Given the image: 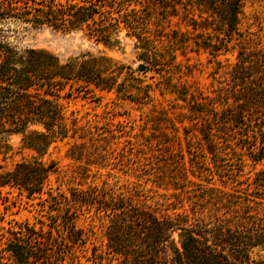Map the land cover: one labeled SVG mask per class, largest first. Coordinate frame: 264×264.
<instances>
[{
	"label": "trees",
	"instance_id": "16d2710c",
	"mask_svg": "<svg viewBox=\"0 0 264 264\" xmlns=\"http://www.w3.org/2000/svg\"><path fill=\"white\" fill-rule=\"evenodd\" d=\"M245 2L0 0V169L2 162L21 156L13 168L0 172V190L49 196L42 203L49 223L9 229L0 264H78L89 251L95 220L104 226L107 241L106 252L92 249L98 264H254V252L264 249V167L257 168L264 163V44L263 37L243 29ZM173 18H182L194 32L213 31L198 33L193 42L196 52L208 53L217 64L214 97L173 83L180 66L176 52L188 43L179 31L167 32ZM8 21L83 32L109 48L121 46L124 23L137 39L143 74H160L168 83L159 88L185 102L188 113L180 123L188 120L194 131H187L189 158L182 147L175 153L170 141L155 136L131 137L119 152L112 146L120 143L102 144L96 150V171L79 168V183L69 188L70 195L53 194L50 179L58 168L43 158L70 132L63 108L50 98L53 93L78 82L101 90L117 88L143 103L151 99V87H137L138 95H128L131 86L118 84L121 67L103 54L86 53L63 64L46 50L19 49L7 40L2 24ZM166 40L169 47L159 48ZM237 48L236 63L219 59ZM79 130L84 131L74 121L73 131ZM13 136L21 138L18 151ZM25 152L32 154L29 159ZM117 162L124 181L112 173ZM171 190L177 194H168ZM156 195L165 203H154ZM82 218L90 219L89 229L79 227Z\"/></svg>",
	"mask_w": 264,
	"mask_h": 264
},
{
	"label": "rangeland",
	"instance_id": "374dc122",
	"mask_svg": "<svg viewBox=\"0 0 264 264\" xmlns=\"http://www.w3.org/2000/svg\"><path fill=\"white\" fill-rule=\"evenodd\" d=\"M137 7L141 8V6ZM152 8H150V11ZM142 12L146 14V11ZM145 14L141 15L144 17ZM114 17L117 18L118 15L115 13ZM198 20L201 23V20ZM2 27L6 31L7 40L19 49L46 50L58 57L63 64L76 60L86 53H91L94 56L103 54L112 58L115 64L121 67L118 84L125 83L131 86L128 95H138L137 87L146 85L151 87V99H145L143 103L134 102L130 97H126L124 93L118 92L117 88L112 91L101 90L92 85L88 87L78 82L67 83L53 93L50 98L56 100L63 108L66 123L70 129L69 136L54 143L43 158L44 162L48 164L55 163L58 168V174L53 175L50 179L49 188H52L53 194L62 192L70 195L69 188L75 187L79 183V179H77L79 168L88 166L93 171L92 174L96 171L95 163H100L96 150L102 144L120 143L112 146L113 150L119 152L124 145L123 142L131 137L155 136L164 141H170L169 146H172L171 150L175 153L178 152L180 147L186 153L187 139H190L187 138V131H191L192 124L188 120H185L184 124L180 123L183 115L186 117L188 113L184 107L185 102L179 100L177 95H171L167 90L162 91L159 88V86L163 87L161 83L163 85L168 83L166 78L155 72H149L145 75L144 72L139 71V66L145 64L140 60V51L135 48L137 39L129 36V30L124 23L121 24L119 35L122 44L119 48H109L103 44H97L83 32L64 33L49 27H34L20 21H8L3 23ZM149 27V35L154 37L155 27L152 24ZM243 29L263 37L264 44V0H246ZM175 30L184 34L188 43L183 50L176 52L177 63L180 66L172 74L173 83L180 88L185 86L191 93L201 91L205 95L214 97L213 91L218 87L216 79L219 78V75L216 74L217 64L211 61L212 57L208 53L204 51L196 52L193 42L198 33L214 35L213 31L199 30L194 32L192 27H188L183 23L182 18H173L170 27L167 28V32L170 34ZM165 43L164 45L158 43L159 48L169 47L167 40ZM238 51L237 48L226 56H220L219 59L222 61L229 59L231 63H236ZM129 68L134 72L133 76L135 78L130 75L132 72ZM136 78H141L143 83L139 84ZM74 121L77 122V128H83L84 131L74 132ZM193 132L191 131V134ZM20 142V137H12L15 151H18L21 147ZM84 148L86 150L82 151ZM24 155L29 159L32 154L25 152ZM116 157V161H118L120 158L118 155ZM188 158L189 155L186 153V159ZM20 159L21 156L16 155L6 162H2L3 169H0V172L13 168ZM110 162L113 163L114 160L112 159ZM106 163L104 162V164ZM113 167L110 166L102 172L107 173ZM115 167L117 169L113 170L112 173L117 174L121 181L126 180L127 177L123 174L124 169L121 163L117 162ZM262 167H264V163L262 166H257L258 169ZM251 169L250 166L247 167L246 172ZM240 180L242 181L244 178ZM217 184L222 185L219 182ZM171 193L177 194L173 190L168 192V194ZM159 194L167 193L160 190ZM48 198L47 194L42 197H30L27 193L16 188L6 187L0 190V252L2 251L1 248L5 247L6 240L9 237V229L17 228L19 225L26 223L37 227H40L41 221L49 223V214L42 207L43 200ZM173 201L171 199L168 203L166 202V205H170ZM156 202L162 204L165 203V200L156 195L154 203ZM89 223L90 219L82 218L79 227L89 229ZM93 225L94 235L87 245L89 251L81 257L78 264H98L91 258L93 247H98L100 251L106 252L105 228L98 220H95ZM253 260L254 264H263L264 249L256 250ZM103 263L108 264V260Z\"/></svg>",
	"mask_w": 264,
	"mask_h": 264
},
{
	"label": "water",
	"instance_id": "95a60500",
	"mask_svg": "<svg viewBox=\"0 0 264 264\" xmlns=\"http://www.w3.org/2000/svg\"><path fill=\"white\" fill-rule=\"evenodd\" d=\"M139 71L140 72H145V67L143 65L139 66Z\"/></svg>",
	"mask_w": 264,
	"mask_h": 264
}]
</instances>
